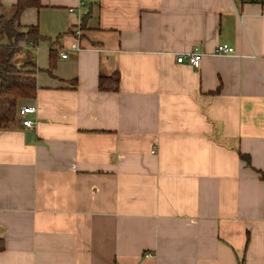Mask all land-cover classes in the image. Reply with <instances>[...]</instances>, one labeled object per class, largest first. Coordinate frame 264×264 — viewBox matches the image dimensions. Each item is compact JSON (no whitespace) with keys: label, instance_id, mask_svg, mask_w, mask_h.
I'll return each mask as SVG.
<instances>
[{"label":"crops","instance_id":"obj_1","mask_svg":"<svg viewBox=\"0 0 264 264\" xmlns=\"http://www.w3.org/2000/svg\"><path fill=\"white\" fill-rule=\"evenodd\" d=\"M41 3L35 125L0 129V264H264V6Z\"/></svg>","mask_w":264,"mask_h":264},{"label":"trees","instance_id":"obj_2","mask_svg":"<svg viewBox=\"0 0 264 264\" xmlns=\"http://www.w3.org/2000/svg\"><path fill=\"white\" fill-rule=\"evenodd\" d=\"M251 1L264 6V0ZM41 6V0H18L12 16L0 14V129L9 128L16 123L19 120L20 106L36 97V60L29 52L22 60L18 56L26 50V46L36 47L42 41L50 39L40 32L37 24L24 25L21 22V15L26 9ZM2 8L3 3L0 0V11ZM50 57L53 64L57 57L56 49L51 48ZM99 87L103 91H118L119 73L101 75ZM240 157L251 166L249 154L240 152ZM256 171L264 179V171Z\"/></svg>","mask_w":264,"mask_h":264},{"label":"built area","instance_id":"obj_3","mask_svg":"<svg viewBox=\"0 0 264 264\" xmlns=\"http://www.w3.org/2000/svg\"><path fill=\"white\" fill-rule=\"evenodd\" d=\"M71 10L73 11L74 9H71ZM74 34L76 35L77 39H79L81 37L82 29H81L80 25H77L75 27ZM73 48L79 49L80 48L79 43L78 42L74 43ZM215 52L218 54L232 53V52H234V47L228 43H221V44L216 46ZM62 56L67 57L68 54L63 53ZM186 60L189 63H191L193 66L199 67L200 63H201V55H200V53H198L196 51H191V52L186 53V54H180L176 58V61L178 63H183ZM36 111H37V107L34 104H23V105H21L20 114L22 116V123L24 126H26L28 128L34 127L35 121L32 118L27 117L26 115L35 113Z\"/></svg>","mask_w":264,"mask_h":264},{"label":"rangeland","instance_id":"obj_4","mask_svg":"<svg viewBox=\"0 0 264 264\" xmlns=\"http://www.w3.org/2000/svg\"><path fill=\"white\" fill-rule=\"evenodd\" d=\"M25 51H26V50H24L23 52H25ZM20 56H21V57H20L21 59H19V60H22V59L24 58V55L21 54ZM25 57H26V56H25Z\"/></svg>","mask_w":264,"mask_h":264}]
</instances>
